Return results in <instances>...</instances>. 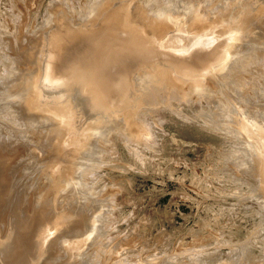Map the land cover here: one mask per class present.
I'll return each instance as SVG.
<instances>
[{
	"label": "rangeland",
	"instance_id": "obj_1",
	"mask_svg": "<svg viewBox=\"0 0 264 264\" xmlns=\"http://www.w3.org/2000/svg\"><path fill=\"white\" fill-rule=\"evenodd\" d=\"M106 1L0 0V40H3L0 41L3 45H0V89L3 75L15 77L18 69L29 70L25 65L27 53L19 59L12 54L15 35L23 46L37 35L51 31L58 45L57 56L66 41L87 30L82 25L83 29L78 30L83 22L90 21L91 25H86L88 32H97L113 20H121L124 33L119 36L136 33L135 29L130 30L127 21L129 1L134 0H115L112 5L101 6ZM159 1L149 0L147 8L160 9L174 18L182 15L183 19L192 16L190 7L194 5L206 13L203 17L211 24L206 28L203 24V29L197 32L207 35L197 36L193 43L178 50L158 46L153 40L143 41L136 33L146 50V59L142 61L144 65H139L140 70L137 66L124 72L122 81L131 78L130 83L138 82L137 87L144 80L149 83L142 85L141 93L134 96L138 104L136 119H141L149 131L145 145L140 144L147 147L146 151L137 153L141 151L139 146L127 145L124 136L115 131L117 117L109 113L118 111L113 108L107 114H103L101 107L94 111L97 113L94 117H80L75 109L70 114L44 105L32 109V93L27 90L14 98L0 90L3 93L0 94V140L8 137L6 152L14 153L10 154L12 159H6L1 172L4 183L6 180L13 183L7 197L0 199V264H264V70L252 64L255 50L264 47V31L259 27L264 12L250 21V14L256 10L247 14L245 2L251 0H163L161 5ZM256 2L252 7L264 11V0ZM83 3L88 4H85L87 10L91 7L95 11L92 17ZM91 3L95 6H89ZM201 4L205 5V11L204 6L200 9ZM119 7H123L122 11ZM144 7L141 2L136 11L139 13ZM65 12L71 15L61 16ZM241 19L251 22L249 25L245 21L248 31L244 34L235 27L246 25ZM165 25V32L153 29L149 38L158 41L167 33L173 35L167 31L170 21ZM54 29L56 32H52ZM182 33L186 38L187 32ZM211 49L218 53L216 59L211 58ZM222 55L225 60H220ZM250 55L253 58L249 59ZM195 56L205 65L199 71L210 66L197 76L203 82L207 78L205 87L200 86L202 81L194 85L193 79L175 81L176 84L172 81V91L177 85L173 96H163L159 90L162 85L155 82L156 76L149 69L168 68L171 74L172 66L191 70ZM235 62L244 63L241 67L242 63ZM236 64L239 70L232 69ZM225 68L230 75L223 73ZM150 86L158 88L157 95L150 97L151 105L145 102L152 95H147V91L152 93ZM161 94L165 99L160 98ZM154 97L159 98L155 104ZM20 99L30 102L29 110L39 114L35 121L28 122L30 118L20 109ZM134 104L127 110L134 108ZM62 115H65L64 124L57 121ZM58 130L63 132L61 145L58 143L51 150L52 132ZM21 217L27 224L28 234L22 231L23 235H29L25 239L21 233L22 237L16 236ZM14 236L23 243L28 239L27 250L23 248L25 244L19 246L11 259L4 253L13 252L17 243H22ZM16 251L20 254H15Z\"/></svg>",
	"mask_w": 264,
	"mask_h": 264
},
{
	"label": "bare ground",
	"instance_id": "obj_2",
	"mask_svg": "<svg viewBox=\"0 0 264 264\" xmlns=\"http://www.w3.org/2000/svg\"><path fill=\"white\" fill-rule=\"evenodd\" d=\"M100 1H102V0H99V2ZM112 1L116 2L115 0H108V1H106V3H102L101 2V6L103 5V7H107L109 5H112V4H110ZM122 1H124V0H122ZM148 1L147 0H134L133 3L131 2L132 4L129 1V5H131V6H130V9L128 8L129 10H127V18H128L127 21H128V24L132 28L130 30L135 29L138 32L139 36L142 37L141 40H143V41H146V40L151 41V40H153V42L157 43L158 46H161V47H164L165 46L167 48L169 47V48L178 50V49H181V48H185L186 46H188L191 43H193L194 39H196L197 36H200V35L205 36L204 34L207 33V32H202L201 34L200 33H197V32H199V31H201L203 29V24L205 25L204 28H206L209 24H211V23L208 22V20L207 21L205 20L207 17L206 18L203 17V14H206V13H203V11L201 9V6H204L203 7L204 8L203 10L205 11V5H202V4L200 5V9H201V11H200L199 9H195L194 8L195 7L193 5L194 3H190V4L193 5L192 8L190 7L191 13L193 12V14H192V16L191 15L189 16L187 14L188 16L187 17L185 16V18L183 17V19H184L183 20L182 19V15L174 18L170 14H167L165 11H158L160 9L156 10V9H153V7H150V6H148L149 8H147ZM172 1L173 0H171V2ZM182 1H184V0H182ZM221 1H223V0H221ZM97 2H98V0H97ZM118 2H120V1H118ZM141 2H142V5H145V7L138 13L136 11V7L139 6L141 4ZM156 2H157V0H156ZM160 2L162 3L163 0L162 1L160 0L159 1V4H160ZM171 2H169V3H171ZM186 2H188V1H186ZM192 2H194V1H192ZM248 2H245L246 3L245 9L248 8L246 13L247 14H250L249 13L250 10L251 11H252V9H255L256 10L255 13H253L254 11H252V14H250V16H249V17H251L250 21H252V19H254V17L256 16V14H259V13L262 14L264 11H261V9L258 10L260 7L259 8L258 7H256V8H253L252 7V6H255L257 4L256 0L255 1H252L251 0L249 2V4H248ZM87 3H85V4H87ZM121 3H119V4H121ZM164 3H166V2H164ZM164 3H163V5H164ZM232 3H235V2H232ZM181 4H182V2H181ZM188 4H189V2H188ZM87 5H85L86 6V10H87ZM173 5H175V4H173ZM85 6H84V8H85ZM89 6H95V5H92V3H91ZM101 6H100V8H101ZM234 6H236V5L234 4ZM241 6H243V5H241ZM258 6H259V4H258ZM121 8H123V7H121ZM121 8L119 10H121ZM150 8L153 9L154 12ZM163 8H164V6H163ZM237 8H239V7H237ZM96 9H98V8L96 7ZM105 9H103V10H105ZM114 9H116V7ZM192 9H194V10H192ZM245 9H244V12H245ZM238 10H236V11H238ZM93 11L94 10H92L91 7H88L87 12L90 14V17H92L91 14L95 12V11L94 12ZM229 11H230V9H229ZM60 12H62V11H60ZM101 12H100V14H101ZM108 12H110V13L111 12H114L115 13V11H112V10H110ZM58 13H59V11H58ZM102 13H104V11ZM110 13H108V14H110ZM124 13L125 12H123V15H124ZM140 13H141V15H139ZM210 13H212V12H210ZM233 13H234V11H233ZM237 13L238 12H236V14ZM59 14H56V16L58 15L56 17L57 21H60V19H61L59 17ZM63 14L61 16H66L68 13L66 14V12H65V15H63ZM108 14H107V17H109ZM69 15H71L70 12H69L68 16ZM98 15H99V13H98ZM75 16H77V15H75ZM83 16H84V13L82 14V17ZM104 16H106V15H104ZM233 16H234V14H233ZM74 17H73V19H74ZM107 17H106L105 20H107ZM119 17H122V15L119 16ZM71 18H72V16H71ZM79 18L80 17L78 16L77 19H79ZM98 18H100V16ZM85 19H86V17H85ZM64 20H66V19H64ZM72 21H74V20H72ZM86 21H88V20H86ZM103 21L104 20H102V22ZM158 21H161L162 24L161 23L156 24ZM167 21H170V25H171L169 28H167V31L169 33H172L173 32V35H170V34L167 33V34L163 35L164 38H162V39H160L158 41H155L154 39L149 38L148 35H149L150 31H152L153 29H159L161 33L165 32V30H166L165 23ZM242 21L243 20L241 19V22ZM245 21H247V20L245 19L243 22L245 23ZM76 22H77V20H76ZM56 23H58V22H56ZM56 23H53V24L56 25ZM247 23H248V21H247ZM250 23H248V24L250 25ZM262 23L263 24H260L261 26L259 25V27H262V29L264 31V21H262ZM53 24H51V25H53ZM71 24H69V25H71ZM87 24L91 25L90 24V21L89 22L80 23L79 28H78V26L77 27L74 26V27L78 28V30L81 31L83 29V28L82 29L80 28L81 25H82L83 27L85 26L87 28V30H84L83 32H79L78 30H76V32L78 31L79 33L76 34L75 36H73L69 41H66V43H64V45L62 47H60L61 48L60 49V55H57L59 57L56 56V54H57V46L58 45H56L54 43L55 42L53 40V38H54L53 36L54 35H52L53 33H50L51 31L48 32V30H47V33L46 34L42 33L40 35H37L35 37V39H31V41H29L25 45L23 44V46H21L22 45L20 43L21 40H18V38H16V35H15V38H16V39L14 38V43L15 44L13 46L11 45L14 48L13 51L15 53L13 52L12 54L14 55V57L16 56L15 59H19V58H21V56L24 57V53H27L28 56L26 58L28 60H30V61L27 62V59L25 57L24 58L26 60L25 65L27 67H29V70L26 69L24 71H20L18 69L17 70V76H15V77L14 76L13 77H9V75L7 77L6 76L4 77V75H3L2 78L3 79L5 78V79H4V82H2L1 89H2V91L4 93H6L5 95L8 94L9 96H11L13 98L16 97V94H18L19 92L25 91V90H27L28 92L32 93V97H31V100H30V102H31V106L30 107L32 109H34L36 107H39L41 105H44V106L48 107L51 110H57L58 112L63 113V114H66V113L67 114H70V110L75 109V110H77V112H78V114H79L80 117H82V116H92V117H94L95 114H97V113L94 114V111L100 109L101 107H102L103 114H105L106 112L109 113V111H111L110 109L113 108L114 110H117L118 111V112H113L112 111L111 113H109L110 115H113V116H116L117 117V122L116 123H117V126L118 127H117V129H115V131L116 132H119L120 135L122 134V136H124V139L126 140L127 145L128 144L129 145H132V147H133V145H136V147L139 146V148L141 149V151L138 149L140 152L138 151L137 153L144 152V151L147 150V147L146 146H143V145H145V142H147L146 139H148L147 137H148L149 131H147L145 129V124H144V122L141 119H140V121L143 122V123H141L138 119H136V118H138L136 116V114H137V112H136V110H137V107H136L137 102L134 101V96H136L139 93H141V90L140 89L143 88V86L146 83H144L145 82V80H144L143 81L144 84L141 82L142 84H139L138 87H137L138 82L136 84V81L135 80H133V81H135V85H133L132 82L130 83L131 78L130 79H127L126 78L125 81H122V79L124 78V72H126L127 70H130V68H133V67H137L138 66V69H139V65L142 63L143 59L145 58V51L146 50H145V48H142L141 47V42L138 39L139 37L136 35L137 32L136 33L133 32L135 35L132 33V34H129V36H127V37H121V36L118 35V34H123L124 33L123 27L120 26L121 20L120 21L119 20L118 21L113 20L107 26L103 27L99 31L97 30V32H92V31H89L88 32V27L86 26ZM160 24H161V26H159ZM230 24H232V23H230ZM230 24H228V26H232ZM93 25H94V23H93ZM99 25H97V26H99ZM126 25H127V23H126ZM59 26H60V24H59ZM130 26L127 25L126 27H130ZM52 27H54V26H52ZM235 27H236V29L240 30L241 33H243V34L246 33L245 30H247L246 29L247 28V24L246 25L243 24L242 26L240 25V26H235ZM95 28H97V27H95ZM51 29H53V28H51ZM73 29H75V28H73ZM90 29H92V28H90ZM54 31H55V29L52 32H54ZM57 32H58V30H57ZM182 32H187L186 38H183V35H181ZM195 33H197V34H195ZM208 36H206V37H208ZM245 37H247V36H245ZM24 38H28V37L25 36ZM1 39H3V38H1ZM15 40H16V42H15ZM0 41H3V40H0ZM248 43L250 45L254 46L253 44H251V42H248ZM263 44H260V45H263ZM0 45H2V44L0 43ZM7 45H5V46H7ZM256 45H257V43H256ZM2 46H0V47H2ZM260 47H262V46H260ZM196 49H197V47H196ZM244 49H246V48H244ZM250 49H252L251 46H250ZM147 51H150V50H147ZM153 51L154 50H152V52ZM211 51L213 53V55L211 56V58L212 59H216L218 53L217 54H214V52H213L212 49H211ZM211 51H210V53H211ZM245 51H244V53H245ZM251 51L252 50H250V53H251ZM255 51H256V53L253 52L255 55L253 53H252L253 55L251 54L254 58L250 55L249 56V59L250 58H253L252 60L254 62L251 61L252 64L254 63L257 66H259L260 70H262V69L264 70V47L260 48L259 51L258 50H255ZM155 52H153V53H155ZM205 52H207V51H205ZM159 53H163V52H159ZM208 55H210V54H208ZM241 55H246L247 56V54H243V53ZM23 57H22V59H23ZM240 57H242V56H240ZM191 58H193V57H191ZM225 58L226 57H224L222 55V57H221L220 60H225ZM199 59L200 58H196V56H195L194 61H191V67L193 65V67L191 68V70L190 69L179 68L178 66H174V67L172 66V70H173V73L172 74L170 72L171 70H169L168 68L160 69L159 67H156L155 69L154 68H150L149 69L152 72V74H155V76H156V79L157 80H155V82L159 83L160 86L162 85V87H159L160 88L159 90L161 92H163V96L170 97V95H172V92L176 90L177 85L174 86L175 90L173 89V91H172V88H173L172 86L174 85L172 83V81H174V82L176 81L177 83H183V82H186L187 79H193V82L192 83L194 85H196V84L199 85V83L201 81L203 82V80H198L197 79L198 72L203 71V70H209L210 66L209 67L208 66L207 67H203V69L199 71V69H198L199 67L205 66L204 65V62H201V60H199ZM245 59L246 58H244V61H246ZM163 60H165V59H163ZM234 60H237L238 61V59H235V58H234ZM242 60H243V58L241 59V61ZM16 61L17 60H15V62ZM204 61H206V60H204ZM127 62H129V64H126L128 66H124L125 63H127ZM238 62H235V63H237L238 65L242 63V62L241 63H238ZM23 63H24V61H23ZM243 63L241 64V67H242ZM238 65L237 66H232L231 65L232 66V69L233 70L234 69L235 70H237V69L239 70V67L240 66L238 67ZM229 66H230V63H229ZM249 67H251V66H249ZM187 68H189V67H187ZM229 69H230V67H229ZM247 69H248V66H247ZM227 71H228V69H226V71L223 70V73H225V74L227 73V74L230 75V73H228L229 71L228 72ZM10 72H12V71H10ZM139 72H141V71H139ZM145 72H147V71H145ZM15 73H16V71H15ZM20 73H21V75H20ZM235 73H236V71H235ZM225 74L224 75L222 74V76L224 77ZM132 75L133 74H131V76ZM226 77H227V75H226ZM226 77H225V80H226ZM149 78H150V75H149ZM199 78H201V77H199ZM0 79H1V76H0ZM206 79L203 82L204 85L203 84H200V86L205 87V84L208 81ZM220 79H224V78H220ZM1 81H2V79H1ZM152 81H153V79H152ZM152 81H150V82H152ZM209 81L213 82L210 79H209ZM229 81H227V82H229ZM176 82H175V84H176ZM227 82H223V83H225L227 85L228 84ZM232 82L234 83V81H232ZM25 83H26L27 86H25ZM139 83H140V81H139ZM148 84H146V85H148ZM153 86H154V84H153ZM153 86H150V88L153 87ZM132 87L134 89H132ZM203 87H201V88L203 89ZM150 88H148V90ZM163 88H165V90ZM201 88L199 87L198 89H201ZM151 89H152V91H151L152 93H149V91H147L148 92L147 95L152 94L151 96L150 95L147 96L146 93H145V95L147 97H149V99H150V97H152L153 95L155 96L158 93L157 92L158 88L157 89L156 88H151ZM2 91H0V92H2ZM155 92H157V93H155ZM179 92H178V94H179ZM0 94H3V93H0ZM175 94H177V93L175 92ZM19 95H20V93L18 94V96ZM163 96L161 94L160 98L163 97ZM179 96H181V95H179ZM179 96H176V97L174 96V97L177 98ZM5 97L8 98V96H5ZM174 97H173V99H174ZM257 97H258V95H257ZM156 98L154 97L155 100H154V103L153 104L156 103V101H157ZM18 99H19V97H18ZM149 99L145 100V102L148 101L146 103L147 104L150 103L149 105H151L152 102H153V100H151V99L149 100ZM157 99L159 100V98H157ZM163 99H165V98L163 97ZM172 100H171V102H172ZM21 101H22V103H21V105L19 103V106H20V109L21 110L23 109V111H25L24 113H26V115H28V118H30V120H28V122H31V120H34L35 121V119L38 118L39 114L36 113L35 111L33 112V111H30L29 110V103L30 102H25L24 99H20V102ZM179 101H182L183 102L182 99L179 100ZM133 102H135V104H134L135 107L134 108H130L129 110H127L129 106L133 105ZM174 107H176V106H174ZM141 110L143 111L144 109H141ZM31 112H33L34 114L31 113ZM29 113H31L32 115L29 114ZM97 117H98V115H97ZM9 119L12 120L11 118H9ZM57 121L60 124H64L65 123V115H62L61 118L59 120H57ZM133 128H135V130H133ZM151 134H153V133H151ZM62 137H63V132L61 130L52 132V136H51V145H52V147H51V150L52 149H55L58 143H60V145H61ZM8 141H9V138L8 137H4L2 140H0V153L3 155V156H0V199H3V198H6L7 197L6 196L7 193L10 192V188L9 187L13 183L10 180L9 181L6 180V182L4 183V180L2 178V175L3 174H1V172L4 169L3 167H5V165H6L5 164L6 159L8 157H9V159L10 158L12 159V156L10 155L12 153L9 154L8 152H6V147H7V142ZM140 144H143V145H140ZM58 146H59V144H58ZM132 150H130V151H132ZM4 152H6V153L4 154ZM6 154L7 155L9 154V156H6ZM13 161H15V159ZM6 177H7V175H6ZM263 186H264V183H263ZM20 220H22L21 223L19 222ZM23 221H24V219L22 217L18 219V222H17V233H19V235L16 234V236L17 237L18 236L19 237H22L23 236V238L25 239V236H27V238H28L29 235H26V234L23 235L24 233L22 234L23 229L27 233V230H26L27 224H26V221L25 222H23ZM18 223H20V224L18 225ZM20 233L22 234V236H20ZM15 239L17 241H19L20 238L17 239L15 237ZM252 240H254V239H252ZM20 241H21V239H20ZM26 241L28 242V239ZM26 241L23 243V240H22L21 241L22 243H17L16 249L14 248L13 252H12V250H10V252L8 250L9 253H6L5 252L4 255L6 256L8 254L7 257L8 258L10 257L12 259L11 256H13V253H14L15 250L19 249V246L22 248L21 245H24L25 244V247L23 246V248L26 249V243H27ZM246 246H248V245H246ZM12 247H14V245ZM28 247H31L30 244L28 245ZM242 247L245 248L244 245ZM240 248H241V246H240ZM9 249H10V247H9ZM5 250L6 249H4L3 251H5ZM17 252L18 251H16L15 254H17ZM18 253L20 254V252H18ZM15 254H14V257H15ZM246 256H248V255H246ZM246 256L243 257V258H246ZM24 260H26V259H24ZM262 260H264V259L262 258ZM195 261H196V259H195ZM200 262H202V261H200ZM21 263H23V262H21ZM228 263H230V262H228Z\"/></svg>",
	"mask_w": 264,
	"mask_h": 264
}]
</instances>
